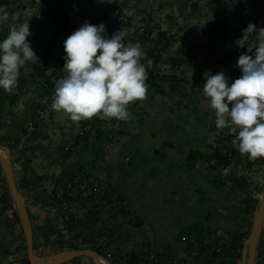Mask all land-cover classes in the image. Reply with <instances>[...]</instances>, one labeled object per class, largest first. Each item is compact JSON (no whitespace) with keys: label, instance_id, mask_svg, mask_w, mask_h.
<instances>
[{"label":"rangeland","instance_id":"1","mask_svg":"<svg viewBox=\"0 0 264 264\" xmlns=\"http://www.w3.org/2000/svg\"><path fill=\"white\" fill-rule=\"evenodd\" d=\"M0 5L19 14V21L0 25V42L8 24L31 17L28 40L39 58L20 69L12 92L0 88V143H22L27 160L37 151L60 204L59 237L37 253L90 244L111 264H125L132 252L141 253L140 264H210L214 248H206L201 229H217L225 211L241 214L238 223L252 220L264 187V158L241 154L235 136L216 127L203 94L205 73L223 71L229 83L241 76L236 65L245 49L234 42L249 23L264 27V0H0ZM85 21L103 23L109 37L124 28L125 44L139 42L145 64L159 32H166L158 76L146 81L145 99L127 106L126 121L98 115L77 122L51 106L55 82L64 75L63 42ZM215 151L231 162L213 158ZM27 160L14 162L18 182ZM4 179L1 175L0 194L10 199L4 202L9 212L14 202ZM18 240L1 252L0 264H26V246ZM122 241L130 244L114 243ZM79 259L68 264H96Z\"/></svg>","mask_w":264,"mask_h":264},{"label":"clouds","instance_id":"2","mask_svg":"<svg viewBox=\"0 0 264 264\" xmlns=\"http://www.w3.org/2000/svg\"><path fill=\"white\" fill-rule=\"evenodd\" d=\"M30 19L8 24L9 33L0 42V88L9 93L26 62L39 60L28 40ZM9 20L19 21V14L0 5V25ZM126 36L121 28L109 37L103 23L85 21L76 29L63 42L64 75L55 82L52 108L77 122L98 115L128 120L127 106L146 98L153 61L142 63L146 53L141 44H125ZM234 43L246 49L236 65L241 76L229 83L223 71L206 72L203 94L215 111L216 127L228 129L240 153L255 160L264 158V27L249 23Z\"/></svg>","mask_w":264,"mask_h":264},{"label":"crops","instance_id":"3","mask_svg":"<svg viewBox=\"0 0 264 264\" xmlns=\"http://www.w3.org/2000/svg\"><path fill=\"white\" fill-rule=\"evenodd\" d=\"M32 133V132H31ZM22 143L19 144V146H13L11 148V152L13 155L12 158V164H13V169H14V174H15V164L16 160H23L24 162L28 159V157L25 154L26 149H23V146H21ZM22 147V148H20ZM30 147V146H29ZM16 148V149H15ZM14 149L16 151H14ZM30 149V148H29ZM18 150V151H17ZM32 150V149H31ZM37 151H33L32 153L30 152L29 160L26 164H23L19 167L20 169V182H18L16 176V182L18 189L25 201L29 217L32 223V228H33V240H34V248L37 253V249L45 247V244L49 243L52 241L51 237H59L57 234H60V232L55 231L56 229L59 230V221H60V216H61V210H60V204L57 202V199H54L52 197L51 193V186L54 182H52L51 175L48 172V169H46V166H44L42 163L38 161L36 158V153ZM3 175L5 178L4 172L2 171V168L0 166V176ZM5 180V179H4ZM1 195L0 194V216L2 218L0 219V256L2 255L1 252L4 254L8 250H11L12 243L11 241L14 240V238H18V246L23 245L24 247L26 246L25 244V237H24V232L23 229L20 225V222H16V217L14 214V205L13 208L11 207L9 212L6 211V205L7 203H4L1 201ZM240 201H243L241 199ZM229 204H225L226 210L228 209ZM16 211V210H15ZM225 216L222 218L218 219V225L217 228H219V233L222 232L224 235H227L228 231H239V232H244L247 238L250 228H251V221L250 222H243V223H238V218L240 215L235 216L230 215L227 211L223 212ZM250 214V213H249ZM229 216H232L229 220ZM253 216V215H251ZM15 221V222H14ZM205 221V218H204ZM222 221H224L222 223ZM231 221L230 225H228V222ZM208 225H211L208 223ZM10 230V231H8ZM13 231V232H12ZM213 235H216V231L212 230L211 231ZM55 234V235H54ZM47 235H49V238H46ZM244 239V240H245ZM217 239H214V241ZM243 240V241H244ZM23 241V244H22ZM205 242H210L209 238H204ZM213 241V240H212ZM243 241L242 245L239 248L240 252H236L234 256H225V261H218V264H241L242 263V248H243ZM10 242V243H9ZM113 242L111 241L108 247H112ZM117 244H120V246H128L130 242L126 243L125 241L122 242H114ZM219 246H222L224 243L230 244L229 240L226 239H221L220 241H216ZM11 244V245H10ZM123 248V247H122ZM45 253V252H44ZM48 254L54 253L52 252H46ZM42 254V253H41ZM84 257V255L78 256L73 258L72 260L62 263V264H68L70 262H79L81 259ZM87 257V256H86ZM90 262H92L91 258L87 257ZM223 258V257H222ZM77 260V261H76ZM256 264H264V225L262 228V233L259 239V244H258V259Z\"/></svg>","mask_w":264,"mask_h":264},{"label":"water","instance_id":"4","mask_svg":"<svg viewBox=\"0 0 264 264\" xmlns=\"http://www.w3.org/2000/svg\"><path fill=\"white\" fill-rule=\"evenodd\" d=\"M11 148L0 143V166L4 172L9 193L14 202L20 225L24 232L26 255L30 264H62L75 257L84 255L96 264H111L110 259L92 247L66 248L50 254H38L34 248L33 228L25 201L18 189L13 164ZM264 225V187L261 191L257 208L254 211L250 232L243 241L242 263L256 264L258 259V244Z\"/></svg>","mask_w":264,"mask_h":264},{"label":"trees","instance_id":"5","mask_svg":"<svg viewBox=\"0 0 264 264\" xmlns=\"http://www.w3.org/2000/svg\"><path fill=\"white\" fill-rule=\"evenodd\" d=\"M59 38V33H56L55 34V37L53 39L54 42H56ZM168 45V41H167V37H166V32L165 31H160L159 32V37L157 38L156 40V48H152L149 50V57L151 58V60L153 61V65L151 67L150 70H147L148 71V79L147 81L149 82H153L152 80H155L157 78L158 75H156V69L158 68V64L159 62L162 60L163 56H164V53L166 51V47ZM246 51V49H245ZM172 61H176L175 59H172ZM46 68L43 66L41 67V73L45 76V78H47L46 74ZM161 78H169L168 76L166 75H161ZM229 137V134L227 135ZM15 143V142H14ZM14 143H8V146L9 147H13V145H15ZM16 146H19V144ZM217 155H221V159L219 158V160L225 162L226 165H228L230 162H231V159L229 158L228 155H222L221 153L215 151L213 153V158L214 157H217ZM54 192H56V189H53ZM10 195V193H9ZM63 198L65 199H71L72 196L71 195H63ZM10 199L8 197H6L5 194H2L1 195V201L2 202H6V201H9ZM251 201V200H249ZM14 214H15V217H16V220L19 222V219H18V216H17V213L16 211L14 210L13 211ZM212 230H215L216 231V235H213L212 234ZM219 228L215 229L212 227H208L207 229L204 228L201 229L200 232H204V238H209L210 239V242L207 243V247L206 248H210V247H213L214 249L212 250L211 252V258H210V264H212V262L214 263L215 260L217 259H220L222 261H225V256H234L236 254V252H240L239 251V248L241 247L242 245V241L245 239L246 235L244 232H239V231H228L227 232V235H217V233H219ZM201 233H198V238H199V235ZM196 238V237H195ZM203 238V237H202ZM214 239H217L214 241ZM221 239H226V240H229L230 244H227L224 243L222 246H218L217 243H215L216 241H220ZM204 241V239H202ZM213 240V241H212ZM192 244V242H191ZM215 246L218 247V250L217 251L215 249ZM86 247H92L98 251H100L101 253H103V251L98 247V246H92L89 244V246H86ZM70 248H83L82 246L80 245H76V244H71L70 245ZM104 254V253H103ZM223 257V258H222ZM142 255L141 253L139 252H132L130 253V255H128L127 259H126V263L125 264H140L141 261L143 260L142 259ZM24 262L26 264H30V261L27 257V255H25L24 257Z\"/></svg>","mask_w":264,"mask_h":264},{"label":"built area","instance_id":"6","mask_svg":"<svg viewBox=\"0 0 264 264\" xmlns=\"http://www.w3.org/2000/svg\"><path fill=\"white\" fill-rule=\"evenodd\" d=\"M189 230H185V232L183 233V237L182 238H184V239H187V238H189Z\"/></svg>","mask_w":264,"mask_h":264}]
</instances>
